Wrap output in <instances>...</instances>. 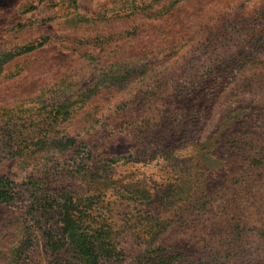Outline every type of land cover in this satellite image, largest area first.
<instances>
[{"label": "rangeland", "instance_id": "374dc122", "mask_svg": "<svg viewBox=\"0 0 264 264\" xmlns=\"http://www.w3.org/2000/svg\"><path fill=\"white\" fill-rule=\"evenodd\" d=\"M0 176V264H264V0H0Z\"/></svg>", "mask_w": 264, "mask_h": 264}, {"label": "trees", "instance_id": "16d2710c", "mask_svg": "<svg viewBox=\"0 0 264 264\" xmlns=\"http://www.w3.org/2000/svg\"><path fill=\"white\" fill-rule=\"evenodd\" d=\"M165 57L162 56L158 59V63L162 64ZM214 87H217L218 93L220 91L219 96L228 88V85L218 82L214 84ZM14 196V182L5 176H0V203L12 205ZM88 210L90 211L88 218H90L92 217L91 212L95 211L93 204ZM75 211L76 209H71V211L64 210L61 212L60 220L63 247L67 246L69 252L72 253L73 262L69 264H108L110 251H112L107 240H105L108 230L103 229L105 226L102 223L98 226L87 225V222L84 223V219L79 220V218L75 217Z\"/></svg>", "mask_w": 264, "mask_h": 264}]
</instances>
